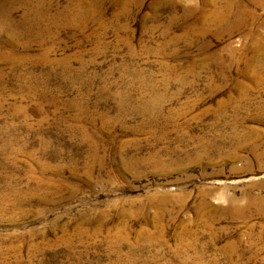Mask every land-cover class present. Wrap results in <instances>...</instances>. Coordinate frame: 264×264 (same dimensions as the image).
I'll return each instance as SVG.
<instances>
[{"label":"rangeland","instance_id":"obj_1","mask_svg":"<svg viewBox=\"0 0 264 264\" xmlns=\"http://www.w3.org/2000/svg\"><path fill=\"white\" fill-rule=\"evenodd\" d=\"M243 1L232 27L203 0L90 2L0 60V264H264V3Z\"/></svg>","mask_w":264,"mask_h":264},{"label":"bare ground","instance_id":"obj_2","mask_svg":"<svg viewBox=\"0 0 264 264\" xmlns=\"http://www.w3.org/2000/svg\"><path fill=\"white\" fill-rule=\"evenodd\" d=\"M69 1V0H68ZM75 7L78 9H75L72 5L69 3L64 6L63 9L55 12L50 13L49 10L46 7V2L44 0H38L37 3L33 4V0H28V7L30 10L25 11L23 18H20L19 21H15L12 19V11L15 8L16 2L14 0H0V23L4 26L7 30V36H5V39L0 40V60H22L23 62H26L27 59L24 58L22 55H10V52H14L16 49L17 44L20 40L25 39L21 45L24 47L26 42V35L28 33L36 35L38 37H42L45 35H51L53 34L50 32L51 30L57 31V29L54 28V26H61V25H76L83 27L86 23L87 16L91 12L89 8L84 9V4H92L95 5L97 9L95 12L99 11V7H101V0H71ZM205 3H212L215 7L213 10L209 11L208 14H206L202 19H204V22L207 19H211L214 23L218 24L219 22L222 23L225 20H230V23L228 24L230 27L236 25L244 24L248 19H254L255 16L254 12L252 11H246L248 7L246 6L247 2L243 1L244 5H237L236 0H203ZM18 2H24L26 3V0H18ZM255 4L264 3V0H253ZM128 1L123 2L122 5L127 4ZM27 8V6H26ZM25 8V9H26ZM241 9L242 12L240 14L234 15V20L230 19L228 17L229 13H232L235 9ZM88 14V15H87ZM91 15V14H90ZM251 15L252 17H249ZM234 21L236 23H234ZM42 22H45V25H42ZM54 23V24H52ZM229 28V27H228ZM264 29V25L261 27ZM50 30V31H49ZM52 36V35H51ZM264 37V34H263ZM1 46H7L8 50H3ZM264 48V44H263ZM258 52L262 53L264 52V49L258 48ZM256 53L253 56V59L249 62L248 70H254V64L256 62H261L264 59V55H259V53ZM11 53V54H12ZM9 54V55H7ZM41 58L43 61L52 62L49 55H37L34 59L38 60ZM255 61V63L253 62ZM206 60L202 62V65L206 66ZM260 80V78H255V81L257 82ZM249 203V201H248ZM240 209H243V206L239 207Z\"/></svg>","mask_w":264,"mask_h":264}]
</instances>
